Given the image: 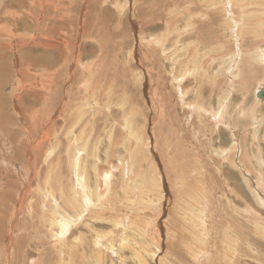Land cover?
Listing matches in <instances>:
<instances>
[{
	"label": "rangeland",
	"instance_id": "rangeland-1",
	"mask_svg": "<svg viewBox=\"0 0 264 264\" xmlns=\"http://www.w3.org/2000/svg\"><path fill=\"white\" fill-rule=\"evenodd\" d=\"M229 2L0 0V264H210L190 253L203 229L210 244L247 239L249 257L227 256L264 264V0ZM80 157L92 187L118 176L116 211L64 235L50 198L77 212Z\"/></svg>",
	"mask_w": 264,
	"mask_h": 264
},
{
	"label": "bare ground",
	"instance_id": "bare-ground-1",
	"mask_svg": "<svg viewBox=\"0 0 264 264\" xmlns=\"http://www.w3.org/2000/svg\"><path fill=\"white\" fill-rule=\"evenodd\" d=\"M44 2V1H43ZM226 2H228V4L226 5H224V0H223V4H221L222 6H225L226 8H232L233 6L230 4V2H229V0H225V3ZM44 4V3H43ZM233 4V3H232ZM128 6V5H127ZM238 7V6H237ZM243 7H245V5L243 6ZM216 8V7H215ZM214 8V9H215ZM246 8V7H245ZM244 8V9H245ZM123 9V8H122ZM240 9V8H239ZM122 11V10H121ZM230 11V10H229ZM3 13H5V12H3ZM230 13V12H229ZM243 13H245V12H243ZM231 14V13H230ZM235 14V13H234ZM233 19V18H232ZM235 20V19H234ZM241 20V19H240ZM191 25V24H190ZM190 25H188V26H190ZM134 26V25H133ZM195 28V27H194ZM189 29V28H188ZM187 30V29H186ZM204 30V29H203ZM185 31V30H184ZM189 32V31H188ZM169 34H170V32H169ZM236 34V33H235ZM16 35V34H15ZM36 35V34H35ZM33 37V36H32ZM167 40V39H166ZM142 43V42H141ZM140 43V44H141ZM146 44V43H145ZM153 44V43H152ZM189 46V45H188ZM196 47V46H195ZM238 48V47H237ZM177 50V49H176ZM239 50V49H238ZM264 50V49H263ZM164 51V50H163ZM197 51V50H196ZM259 51H261V50H259ZM171 52V51H170ZM262 52V51H261ZM261 52H259V53H261ZM239 54H240V52H238ZM166 54H168V53H166ZM222 54V53H221ZM232 54V53H231ZM238 54V55H239ZM191 55V54H190ZM237 55V54H236ZM242 55V54H241ZM257 55H259V54H257ZM180 57H181V55H179ZM202 56L203 55H201V60L203 59L202 58ZM222 56V55H221ZM162 57V56H161ZM204 57H206V56H204ZM226 57H228V56H226ZM225 57V58H226ZM233 57V56H232ZM237 57V56H236ZM241 57V56H240ZM255 57V56H254ZM174 58V57H173ZM177 58V57H176ZM216 58V57H215ZM186 59V58H185ZM211 59H213V58H211ZM227 59V58H226ZM232 59H234V58H232ZM231 59V60H232ZM237 59H238V57H237ZM257 59V58H256ZM201 60H199V61H201ZM216 60H218V59H216ZM220 60V59H219ZM225 60V59H224ZM261 60V59H260ZM227 61V60H226ZM233 61V60H232ZM231 61V62H232ZM245 61V60H244ZM262 61L264 62V56L262 57ZM188 62V61H187ZM240 61H238V63H239ZM250 62V61H249ZM249 62H247V63H249ZM1 63V62H0ZM175 63V62H174ZM184 63V62H183ZM203 63H205V61L203 62ZM202 63V64H203ZM245 63V62H244ZM17 64V63H16ZM176 64H178V63H176ZM189 64V63H188ZM246 65V64H245ZM249 65V64H248ZM248 65H246V66H248ZM263 65V64H262ZM93 66V65H92ZM203 66H204V64H203ZM232 66V65H231ZM236 66H238V65H236ZM235 66V67H236ZM246 66H244V67H246ZM3 67L4 68H6L4 65H3ZM13 67H15V66H13ZM239 67V66H238ZM238 67H236V68H238ZM190 68V67H189ZM198 70H200V66H198ZM233 68H234V66H233ZM235 68V69H236ZM232 70V69H231ZM234 70V69H233ZM3 72H4V70H2ZM16 71V70H15ZM96 71V70H95ZM201 71V70H200ZM39 72V71H38ZM193 72V71H192ZM35 73V72H34ZM190 73V72H189ZM197 73H199V72H197ZM203 73V72H202ZM201 72H200V77H201V74H202ZM205 73V72H204ZM190 75V74H189ZM192 75H193V73H192ZM205 75V74H204ZM18 76V75H17ZM154 76V75H153ZM197 76H199V74L197 75ZM233 76V75H232ZM183 77V76H182ZM193 77V76H192ZM231 77V76H230ZM176 78V77H175ZM233 78V77H232ZM231 78V79H232ZM20 80V79H19ZM37 81V80H36ZM197 82V81H196ZM233 85V84H232ZM262 86V85H261ZM264 86V85H263ZM262 86V88H264ZM111 87V86H110ZM85 88H87L86 86H85ZM200 88H203L202 86L200 87ZM199 88V89H200ZM262 88H259L257 91H256V94L262 89ZM1 89V88H0ZM84 89V88H83ZM86 90V89H85ZM87 90H89V89H87ZM230 90V89H229ZM14 92V91H13ZM183 92V91H182ZM193 92V91H192ZM149 93V92H148ZM92 94V93H91ZM18 95V94H17ZM151 96V95H150ZM257 96V95H256ZM217 97V96H216ZM108 98V97H107ZM206 98V97H205ZM228 98V97H227ZM227 100V99H226ZM226 100L224 101V104L226 103ZM229 100V99H228ZM261 100V99H260ZM259 100V101H260ZM261 101H263V100H261ZM207 102V101H206ZM262 103H264V102H262ZM261 103V104H262ZM223 104V103H222ZM223 104V105H224ZM186 105V104H185ZM199 105V104H198ZM195 107V106H194ZM221 107V106H220ZM224 107H226V106H222L221 107V110L219 111V113L220 114H216V115H218V116H216L217 118L219 117V119L221 120V117H224L223 116V112H224V110H223V108ZM44 108V107H43ZM109 108H110V106H109ZM74 109V108H73ZM225 109V108H224ZM162 111H163V109H162ZM226 112V111H225ZM51 113V112H50ZM210 113V112H209ZM166 114V113H165ZM82 115L83 114H81L80 116L82 117ZM86 115V114H85ZM53 116V115H52ZM63 116V115H62ZM214 116V115H213ZM57 117V116H56ZM59 117V116H58ZM84 117V116H83ZM65 118V117H64ZM76 118V117H75ZM215 118V117H214ZM59 119V118H58ZM61 119V118H60ZM81 119V118H80ZM79 119V120H80ZM262 119V118H261ZM201 120V119H200ZM203 120V119H202ZM219 120V121H220ZM52 121V120H51ZM65 121H66V119H65ZM90 121V120H89ZM88 121V122H89ZM50 122V121H49ZM53 122V121H52ZM55 122V121H54ZM53 122V123H54ZM87 122V123H88ZM91 122V121H90ZM217 122V121H216ZM52 123V124H53ZM57 123V122H56ZM68 123V122H67ZM87 123L85 124V125H87ZM203 123V122H202ZM237 124V123H236ZM252 124V123H251ZM256 124V123H255ZM167 125V124H166ZM213 126V125H212ZM205 127V126H204ZM207 127V126H206ZM49 128V127H48ZM73 128V127H72ZM83 129V128H82ZM127 129V128H126ZM50 130V129H49ZM74 130V129H73ZM72 131V130H71ZM212 131V130H211ZM70 133V132H69ZM73 133H75V132H73ZM73 133H72V135H73ZM211 134V133H210ZM52 135V134H51ZM71 135V134H70ZM71 135V136H72ZM82 133H81V135H80V137H82ZM92 136H93V134H91ZM97 135V134H96ZM70 136V137H71ZM162 136V135H161ZM50 137V136H49ZM74 137V136H73ZM73 137H71V138H73ZM77 137V136H76ZM91 137V136H90ZM152 137H155V136H152ZM79 140H80V138L79 137H77ZM83 138V137H82ZM95 138V137H94ZM116 138V137H115ZM49 139V138H48ZM91 139H92V137H91ZM135 139V138H134ZM145 139V138H144ZM158 139V138H157ZM79 140H76L75 138H74V141H78L79 142ZM83 141H84V139H82ZM81 140V141H82ZM138 140V139H137ZM72 141V143L73 144H75L74 143V141L73 140H71ZM117 141V140H116ZM158 141V140H157ZM90 142V141H89ZM94 142V141H93ZM138 142V141H137ZM145 142H147V141H145ZM77 143V142H76ZM80 144H81V142H79ZM95 143V142H94ZM157 143V142H156ZM237 143V142H236ZM78 144V143H77ZM76 144V145H77ZM83 144H84V142H83ZM86 144H88V142L87 143H85L84 145L86 146ZM166 144V143H165ZM141 145H142V143H141ZM170 145V147H171V144H169ZM78 146H80L81 147V145H78ZM78 146L76 147L77 149H78ZM85 146H83L84 147V149H85ZM92 146H93V144H92ZM94 146H96V145H94ZM154 146V145H153ZM71 147V146H70ZM88 147H89V145L88 146H86V148L88 149ZM132 147V146H131ZM142 147H144V146H142ZM69 148V147H68ZM73 148H74V146H73ZM72 148V149H73ZM76 148L74 149V151L76 150ZM87 149H85L86 151H84V152H87V151H89V150H87ZM95 151H96V147L95 148H93ZM141 149H143V148H141ZM140 149V151H142ZM145 149V148H144ZM176 150V149H175ZM73 151V150H72ZM227 151V150H226ZM77 152V151H76ZM84 152H82L81 154L82 155H85V153ZM89 152H91V151H89ZM148 152V151H147ZM172 152V151H171ZM73 153V152H72ZM72 153H71V155H72ZM92 153V152H91ZM178 153V152H177ZM182 153H183V151H182ZM51 154V153H50ZM73 154H75V153H73ZM78 154V153H77ZM97 154V153H96ZM96 154H95V157H96ZM69 155V154H68ZM125 155V154H124ZM142 155H143V153H140V154H138L137 155V158H139V160H140V162L142 161ZM74 156V155H73ZM76 156V155H75ZM183 156V155H182ZM70 157H72V156H69V158ZM82 157H84V156H82ZM90 157V156H89ZM31 158V157H30ZM73 158V157H72ZM77 158V157H76ZM125 158V157H124ZM88 159V158H87ZM90 159V158H89ZM123 159V158H122ZM182 159V158H181ZM91 160V159H90ZM48 161V160H47ZM69 161H74V162H76L77 163V161H75L74 160V158L73 159H69ZM95 161V160H94ZM124 161H125V159H124ZM176 161V160H175ZM80 162H82V164L80 163ZM92 162H93V160H92ZM118 162V161H117ZM87 160H81V157H80V159H79V161H78V165H76L77 167H76V169L74 168V166H75V164H73L72 166H70L71 168H72V170H73V168H74V172L76 173V174H79L80 175V178H79V181L78 182H80L81 183V188L82 189H84L85 191H81V188L80 189H78V188H76L75 189V187H74V185H73V199L72 198H66V203L65 204H68V205H71V206H68V207H71V210H74V211H77V212H75L73 215H71L70 213L69 214H66V212L64 213L63 211H61L60 210V205H59V203H58V201H56V200H54L55 199V197L53 198H50L51 199V204H50V206H54V212H55V214H57V216L58 215H61L60 216V218H61V220H64L63 219V217H69L64 223V225H63V228L61 229L60 228V226L63 224H61L60 226L58 225L57 226V229L58 228H60L59 230L60 231H62L63 232V234H64V232H65V230H67L66 232H65V234L64 235H68V232H70V230H69V228H70V226L72 227V226H74L76 223L79 225V222L80 221H84L89 215H90V213L91 212H93V211H96V208H97V206L99 205V207L98 208H100V205L101 206H103L101 209H105L106 211L107 210H110V209H112L113 207H114V205L112 206V203H111V199H110V201H109V199H108V195L106 194V192H105V190L106 189H108L109 188V186H110V183H109V181L110 180H113L114 178H115V176L113 175V173H112V176H114V177H112L111 178V175H110V173L112 172V170H110L109 172H105V173H103L102 171H100V173L99 174H97V176H99L97 179H100V183L98 184H96L95 185V187H92L91 186V184L89 183V181H90V179H89V176H88V167L87 166H90V164L89 163H87ZM262 163H263V161H262ZM118 164V163H117ZM122 164V163H121ZM123 164H125L124 166H125V168L128 170V172L131 174V173H133V171H132V169H134L135 168V163H134V161H133V159H132V162L130 161V163H129V166H127L128 164L126 163V162H123ZM127 164V165H126ZM174 164V163H173ZM71 165V164H70ZM117 166H119V165H117ZM93 167H94V170H95V164L93 165ZM120 167V166H119ZM122 167V166H121ZM175 167V166H174ZM70 168V169H71ZM34 169V168H33ZM88 169V170H87ZM124 169V168H123ZM126 169H124L125 171H126V173H127V170ZM93 170V171H94ZM98 170V169H97ZM244 170V169H243ZM262 170V169H261ZM96 171V170H95ZM114 171V170H113ZM124 171V172H125ZM247 171V170H246ZM98 172V171H97ZM102 172V173H101ZM123 172V171H122ZM245 172V171H244ZM74 173V174H75ZM248 173V172H247ZM32 174V173H31ZM121 174V173H120ZM125 174V173H124ZM136 175V174H135ZM248 175V174H247ZM73 176V175H72ZM77 176V175H76ZM116 176H117V174H116ZM127 176V175H126ZM130 175L128 174V178H126V180H130V177H129ZM118 177V176H117ZM116 177V179H119V178H117ZM123 177V179H122V181H117L118 183L119 182H121V183H126L125 181V175H123L122 176ZM133 177V176H132ZM135 177V176H134ZM137 177H143V176H141L140 174L137 176ZM138 178V179H139ZM92 179V178H91ZM116 179H114L113 181H114V183L115 184H117L116 182H115V180ZM121 179V178H120ZM259 179H261V181H262V177L261 176H259ZM150 180V179H149ZM246 180V179H245ZM74 181H77V179H75ZM132 181H133V179H132ZM132 181H127V182H132ZM140 181V179L139 180H136L135 181V185L136 186H138L139 187V184H138V182ZM91 182V181H90ZM76 183V182H75ZM92 183V182H91ZM120 183V184H121ZM261 183V182H260ZM262 183H264V181H262ZM77 184V183H76ZM106 184V185H105ZM120 184H118L119 185V188H120V186H123V185H125V184H122V185H120ZM109 185V186H108ZM143 186V185H142ZM261 186H263V185H261ZM77 187H79V186H77ZM108 187V188H107ZM113 187V186H112ZM123 187H125V186H123ZM126 187H127V185H126ZM118 188V187H117ZM256 188V187H255ZM199 189H200V186H199ZM202 189V188H201ZM47 190V189H46ZM110 190H111V188H110ZM113 190H114V188H113ZM109 191V190H108ZM114 191H116V190H114ZM202 191V190H201ZM204 191V190H203ZM212 191V190H211ZM40 192V191H39ZM111 191H109V193H110ZM122 192H124V190H122ZM259 192V191H258ZM108 193V194H109ZM44 194H47V193H44ZM69 194V193H68ZM111 194H113L112 192H111ZM117 194V193H116ZM124 194V193H123ZM49 195V194H48ZM257 195H259L260 196V194H257ZM111 196H114L113 198H115V195L113 194V195H111ZM166 196V195H165ZM48 197V196H47ZM125 197V196H124ZM263 197H264V195H263ZM49 198V197H48ZM111 198V197H110ZM116 198H118V196L116 197ZM201 198V197H200ZM257 198V197H256ZM125 199V198H124ZM123 198H122V200H120V199H117V201H123L124 200ZM254 199V198H253ZM261 199H262V197H261ZM140 200V199H139ZM199 200V199H198ZM45 201V200H44ZM48 202V201H47ZM128 202V201H127ZM140 202H141V200H140ZM228 202V201H227ZM63 203V204H64ZM143 203H145V202H143ZM261 204L264 206V201H261ZM150 205V204H149ZM148 206V205H147ZM219 206V205H218ZM66 207H67V205H66ZM115 207H116V205H115ZM149 207V206H148ZM72 208H76V209H72ZM213 208V207H212ZM233 208V207H232ZM62 209V208H61ZM67 209V208H66ZM69 209V208H68ZM114 209V208H113ZM127 209V208H126ZM207 209V208H206ZM246 209H247V207H246ZM63 210V209H62ZM193 210V209H192ZM202 210V209H201ZM104 211V210H103ZM116 210L114 209L113 210V212H115ZM206 211V210H205ZM243 211V213H244V210H242ZM241 211V212H242ZM63 212V213H62ZM102 212V211H101ZM163 212V211H162ZM214 212V211H213ZM248 212V211H247ZM254 212V211H253ZM252 212V213H253ZM68 213V212H67ZM103 213V212H102ZM204 210H202V212H200V216L199 217H202V215H204ZM206 213H208V212H206ZM206 213H205V215H206ZM246 213V212H245ZM17 214V213H16ZM192 214L193 213H191L190 215H191V217H192ZM217 214V213H216ZM247 214V213H246ZM141 215V214H140ZM144 215V214H143ZM212 215V214H211ZM251 215V214H250ZM253 215V214H252ZM251 215V216H252ZM195 216V215H194ZM198 216H195V218L196 217H198ZM228 216V215H227ZM59 217V216H58ZM261 216L260 215H254L253 217H251V218H253L252 220H250L256 227H259V224L258 223H260V221H261V218H260ZM98 218V217H97ZM96 217H95V221H96V219H97ZM132 218V217H131ZM203 218V217H202ZM92 219V218H91ZM192 219V218H191ZM207 219V218H206ZM211 219V218H210ZM213 219V218H212ZM240 219V218H239ZM244 219V218H243ZM61 220H59V221H61ZM93 220V219H92ZM99 220V219H98ZM122 220H124L125 221V219H122ZM129 220V219H128ZM199 220H201L200 221V223H202L203 224V221L204 220H202L201 218L199 219ZM199 220L197 221V222H199ZM209 220V219H208ZM15 221V220H14ZM55 221V220H54ZM94 221V222H95ZM117 221V220H116ZM123 221V222H124ZM195 221V222H196ZM233 221V220H232ZM56 222V221H55ZM119 222H120V220H119V218H118V221L116 222V224L118 223L119 224ZM139 222V221H138ZM164 222V221H163ZM189 222V221H188ZM194 222V223H195ZM61 223V222H60ZM122 223V222H121ZM129 223V222H128ZM156 223V222H155ZM158 223V222H157ZM29 224V223H28ZM117 224V225H118ZM125 224V223H124ZM171 224V223H170ZM179 224V223H178ZM192 224H193V222H192ZM196 224V223H195ZM214 224H216V223H214ZM230 224V223H229ZM234 224V223H233ZM55 225H57V224H55ZM120 225H122V224H120ZM199 225V223H197V226ZM222 225V224H221ZM171 226V225H170ZM56 227V226H55ZM121 227L122 226H120V229H121ZM199 227V226H198ZM201 227H202V225H201ZM219 227V226H218ZM222 227V226H221ZM67 228V229H66ZM77 228V227H76ZM117 228V227H116ZM202 228H204V227H202ZM201 228V229H202ZM208 229H210V227H207ZM72 229V228H71ZM127 229V228H126ZM214 229V228H213ZM212 229V230H213ZM69 230V231H68ZM118 230V229H117ZM212 230H208L209 232L211 231L212 233H214ZM221 230V229H220ZM224 230H225V228H224ZM223 230V231H224ZM237 230H239V229H237ZM73 231H74V229H73ZM116 231V230H115ZM155 231V230H154ZM192 231H196V230H192ZM222 231V230H221ZM241 231V230H240ZM153 232V231H152ZM178 232V231H177ZM202 232V236H201V238L202 239H198V240H200V244H199V246L197 247V246H194L193 248H191V256L193 255V259H196V261L195 262H197V260L198 261H200L201 259H202V261H203V259L204 260H206V261H212L210 264H223L224 263V260H225V257L229 254L230 255V253H232V252H234V251H232V250H235L239 255H246V256H248L249 257V255L248 254H250V252L251 251H253L254 249L252 248V245L250 244L251 242L249 241L248 242V240L247 239H241V238H239L238 237V234H234L235 236H231V241H225L227 244H226V247L225 246H223L224 245V242H216V243H213L212 244V242H211V244H210V242L208 241L209 239H210V237L208 238V236L209 235H207V231L205 232V230L203 229V231H201ZM201 232H199V233H201ZM208 232V233H209ZM59 233V232H58ZM73 232H71V234H72ZM198 233V234H199ZM211 233V234H212ZM220 233V232H219ZM227 233V232H226ZM225 233V234H226ZM60 234V233H59ZM63 234H61V235H63ZM70 233H69V235H71ZM120 234V233H119ZM166 234V233H165ZM193 234V233H192ZM210 234V233H209ZM215 234V233H214ZM217 234V233H216ZM246 234V233H245ZM261 234V233H260ZM56 235V234H55ZM61 235H58V237H57V235H56V237L57 238H54V239H57V241L59 240L58 238H59V236H61ZM191 235V234H190ZM222 235V234H221ZM227 235V234H226ZM263 236V238H264V234H262ZM98 236H100V235H98ZM136 236V235H135ZM164 236V235H163ZM192 236V235H191ZM198 236V235H197ZM196 236V237H197ZM228 236H229V234H228ZM67 237V236H66ZM65 237V238H66ZM112 237H114V236H112ZM261 237V236H260ZM151 238V237H150ZM198 238V237H197ZM173 239V238H172ZM262 239V238H261ZM66 240V239H65ZM113 240V239H112ZM211 240V239H210ZM214 240V239H213ZM262 240H264V239H262ZM60 241V240H59ZM186 242V241H185ZM243 242L245 243L244 245H242L243 244ZM219 244V245H218ZM162 245V244H161ZM188 245V244H187ZM192 245V244H191ZM242 245V246H241ZM189 248V247H188ZM255 248V247H254ZM98 249V248H97ZM157 249V248H156ZM256 249V248H255ZM112 250V249H111ZM258 250V249H257ZM113 251V250H112ZM140 251V250H139ZM213 252H216V254H218V253H222L221 254V257H217V256H214L215 254L213 253ZM252 253V252H251ZM235 254V253H234ZM233 254V255H234ZM238 254H235L234 256H232V258L233 259H231V258H229L228 256L226 257V258H229V260H228V263L227 264H235V262L238 260V264H239V260L242 258V256H241V258L239 259V256H238ZM147 255V254H146ZM244 255V256H245ZM220 256V255H219ZM245 256V257H246ZM254 256H255V254H254ZM119 257V256H118ZM215 257V258H214ZM217 257V258H216ZM247 257V258H248ZM250 257H253L252 256V254H251V256ZM192 258V257H191ZM254 258V257H253ZM256 258H258V257H255V260H256ZM231 259V260H230ZM246 259V258H245ZM259 259H261V258H258L257 260H259ZM251 260V259H250ZM252 260H254V259H252ZM162 261V260H161ZM193 261V260H192ZM260 261V260H259ZM243 261H241V263H242ZM247 262V261H246ZM256 262V261H255ZM198 263V262H197ZM200 263V262H199ZM249 263V262H248ZM257 263V262H256ZM260 263H261V261H260ZM160 264V263H159ZM237 264V263H236ZM247 264V263H246ZM250 264H252V263H250Z\"/></svg>",
	"mask_w": 264,
	"mask_h": 264
},
{
	"label": "water",
	"instance_id": "water-1",
	"mask_svg": "<svg viewBox=\"0 0 264 264\" xmlns=\"http://www.w3.org/2000/svg\"><path fill=\"white\" fill-rule=\"evenodd\" d=\"M257 98L264 101V88H262L257 94Z\"/></svg>",
	"mask_w": 264,
	"mask_h": 264
}]
</instances>
